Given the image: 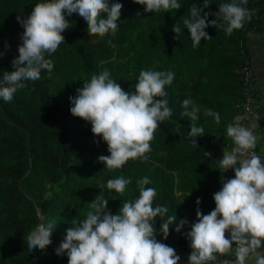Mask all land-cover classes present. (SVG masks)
<instances>
[{"label":"trees","instance_id":"1","mask_svg":"<svg viewBox=\"0 0 264 264\" xmlns=\"http://www.w3.org/2000/svg\"><path fill=\"white\" fill-rule=\"evenodd\" d=\"M38 2L41 0H0V52H4L0 77L13 70L11 61L18 56L24 29L17 16H28ZM110 2L123 4L114 36H89L82 17L75 13L66 16L72 26L62 33L65 43L54 54H46V59L53 61L52 71L42 70L39 81L25 82L26 87L18 90L11 102L0 98V264H68L67 255L57 256L54 249L71 221L85 218L89 202L97 196L108 199V207L116 214L124 202L139 196L136 183L145 176L151 181L146 187L157 191L154 203L167 206V215L176 214L177 223L186 218L189 226L196 221L197 207L208 214L215 206L213 194L225 177L219 168L221 148L233 142L226 127L242 112L238 68L241 49L249 55L247 39L253 24L246 21L230 36L210 25L205 31L212 38H202L194 48L183 19L190 15L191 5L203 7V0H178L180 9L155 13H145V6L133 0ZM226 2L231 0H210L204 9L210 13L209 21L216 19L213 13L218 5ZM247 4L251 9L260 4L264 7V0H247ZM175 23L182 29L179 39H173ZM101 61L108 63L101 66ZM103 68L110 70L111 78L125 91H135L142 69L175 73L172 84L165 86L173 115L158 122L151 151L145 154L149 158L129 159L112 170L97 162L99 155H110L106 142L94 136L89 122L70 113L69 96ZM186 98L193 101L189 111L192 106L201 109L196 123L211 141L182 139L189 137L191 130L189 117L181 115ZM205 108L219 113V123L203 114ZM95 140H100L99 145ZM118 177L131 180L123 194L107 188V180ZM197 198H201L199 205ZM49 220L58 222L52 244L46 252H29L24 236ZM155 227L157 240L176 252H191L175 224L167 239L159 234V217Z\"/></svg>","mask_w":264,"mask_h":264},{"label":"clouds","instance_id":"2","mask_svg":"<svg viewBox=\"0 0 264 264\" xmlns=\"http://www.w3.org/2000/svg\"><path fill=\"white\" fill-rule=\"evenodd\" d=\"M133 2L145 6V13L181 8L178 0ZM210 4V0H203V7L191 5L190 15L183 19L194 48L200 45L202 38H212L205 31L210 25L223 29L230 36L252 18V12L245 6L247 0H231L220 3L218 11L213 13L216 19L209 21L210 13L204 9ZM122 8V3L110 0H41L28 16L18 15L16 19L24 30L20 34L18 56L11 61L13 70L4 71L0 77V98L11 102L14 94L26 87L25 82L39 81L42 70L52 71L53 61L46 59V54H54L65 43L62 33L72 26L66 16L75 13L82 17L87 23L89 36H114ZM172 31L175 34L173 39H179L182 29L178 23L172 26ZM108 43L111 45L112 41ZM3 55L4 52H0V57ZM106 63L108 61H101V66ZM174 78L172 71L142 69L134 85L135 91H125L111 78L110 70L103 68L99 74H93L90 81H83L75 95L69 96L72 116L89 122L94 136L100 137L108 146L110 155H99L98 163L112 170L121 168L129 159L149 158L145 154L151 151L150 141L158 122L173 115L165 86L171 85ZM190 105H193L190 98L183 100L185 111L181 115L189 117L191 130L188 136L195 139L205 130L196 123L201 109L192 106L189 111ZM203 114L214 117L217 123L220 121L219 113L212 109L205 108ZM226 134L235 147L231 152H223L219 168L223 172L234 170V178L221 177L222 187L213 194L215 208L208 214H203L197 207L196 221L189 225V231L183 233L190 242L188 262L246 264L250 257H254L255 264H264V252L258 251L264 246V162L254 151L244 158L246 152L256 148L259 137L252 129L232 123L227 125ZM94 142L99 145L100 140ZM130 183L131 180L124 177L108 179L107 188L123 194ZM150 183L147 176L138 180L139 196L124 202L116 214H112L108 207V199L95 197L89 202L86 217L71 221L63 240L54 249L55 254H66L68 264H178L181 257L175 249L157 240L156 220L160 218L159 234L164 239H167L171 225L175 224V231L180 233L189 221L181 218L177 223L176 214L167 215V206L154 203L157 191L146 187ZM103 187L101 184L100 188ZM200 203L201 198H197L196 204ZM57 226L56 220H49L28 232L24 236L28 251L39 249L46 252ZM226 232L229 234L227 238ZM233 251L234 262L224 258Z\"/></svg>","mask_w":264,"mask_h":264},{"label":"crops","instance_id":"3","mask_svg":"<svg viewBox=\"0 0 264 264\" xmlns=\"http://www.w3.org/2000/svg\"><path fill=\"white\" fill-rule=\"evenodd\" d=\"M247 48L251 66L255 77V91L257 94V104L255 106V113L252 115L240 116L237 115L232 124H239L253 130L254 134L259 137L255 150L259 152L264 151V15L259 21L257 31L250 33L247 39ZM212 149L208 153H212ZM227 151L221 148L220 158L223 152ZM246 158V157H244ZM230 178H234V170H232ZM264 245V241H262ZM258 251L264 252V246ZM235 259V254H232ZM246 264H255V258L250 257Z\"/></svg>","mask_w":264,"mask_h":264},{"label":"built area","instance_id":"4","mask_svg":"<svg viewBox=\"0 0 264 264\" xmlns=\"http://www.w3.org/2000/svg\"><path fill=\"white\" fill-rule=\"evenodd\" d=\"M245 6L252 12V18L250 21H247V22L253 24L251 30L249 31V32L253 33V32H255V29L257 27L256 21L260 20L264 15V9H263L264 7H263V4H260V5L253 7V9H251L248 6V4H246ZM260 8L263 9L262 12L259 11ZM243 51L244 50L242 48L241 52L243 53V57H242V60L240 62L239 68H238V74H239V78L241 80V101L238 104L242 110L240 116H246V115L254 114L255 113V106L257 104V94L255 91L254 72H253V69L251 66L249 55H247ZM234 147H235L234 142H227L222 146V148H224L230 152L232 151V149ZM252 151H254L255 154L259 155L262 159V162H264V151L259 152L255 149L249 150V152L245 153L244 157H247L250 154V152H252ZM231 173H232V169H229L227 172H225L224 178L230 179ZM214 208H215V206H214ZM189 230H190V227L187 225L184 226V228L182 229L183 233L186 231H189ZM185 239H186V244L189 247L190 242L188 241V239L186 237H185ZM232 247L235 248V242L232 243ZM224 258H226L228 260H232L233 259L232 252L229 254H226V257H224Z\"/></svg>","mask_w":264,"mask_h":264},{"label":"water","instance_id":"5","mask_svg":"<svg viewBox=\"0 0 264 264\" xmlns=\"http://www.w3.org/2000/svg\"><path fill=\"white\" fill-rule=\"evenodd\" d=\"M182 139L184 140H189L190 142H193V143H198L200 141H211L207 138L206 135H201L199 137H197L196 139H190L189 137H182ZM39 215L41 216V212L39 211ZM180 257H181V260L178 262V264H189L188 262V256L190 255L189 252L187 251H180V252H176ZM232 262L235 261V259H232L230 260Z\"/></svg>","mask_w":264,"mask_h":264},{"label":"rangeland","instance_id":"6","mask_svg":"<svg viewBox=\"0 0 264 264\" xmlns=\"http://www.w3.org/2000/svg\"><path fill=\"white\" fill-rule=\"evenodd\" d=\"M228 235H229V234L226 232V238L228 237ZM232 254H235L234 251L232 252Z\"/></svg>","mask_w":264,"mask_h":264}]
</instances>
